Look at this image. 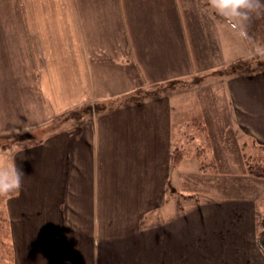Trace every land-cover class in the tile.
Listing matches in <instances>:
<instances>
[{"label": "crops", "instance_id": "obj_1", "mask_svg": "<svg viewBox=\"0 0 264 264\" xmlns=\"http://www.w3.org/2000/svg\"><path fill=\"white\" fill-rule=\"evenodd\" d=\"M246 32L214 0H0V164L14 152L23 173L0 197L4 264H264L256 196L181 202L171 164L204 91L227 140L264 153V62L228 71L264 59V12ZM202 105L190 119L207 132Z\"/></svg>", "mask_w": 264, "mask_h": 264}, {"label": "rangeland", "instance_id": "obj_2", "mask_svg": "<svg viewBox=\"0 0 264 264\" xmlns=\"http://www.w3.org/2000/svg\"><path fill=\"white\" fill-rule=\"evenodd\" d=\"M262 62H264V59L250 60L240 64L242 69L247 70L253 67L256 68L257 64ZM189 83L184 81L169 82L165 84L164 90L182 87ZM158 91H161V89H140L124 96L118 102L124 103L133 97L141 101L147 98V94L152 93L151 95H153ZM192 96L191 100H185L181 109V118L185 123L182 125V132L177 136V140L175 139L176 135L173 138L174 147L182 150L181 153L183 155V162L177 168L181 172V178L178 183H175L177 185V194L174 198L178 200L181 198V202H184L182 199L186 197L187 200H197L200 203H216L219 200H241L244 197L246 198V196H256L258 199L256 203L257 212L259 213L256 221L257 230L259 233L262 230L264 231V180H259L248 172V167L253 164H258L261 168H264V153L259 150L258 146L248 141H246V146H242V141L237 138L229 137L230 139L227 140V136L223 134V129L226 126L221 121L222 118L219 120L217 117H213L220 113L218 109L220 101L217 92L204 91L200 95L192 94ZM196 97H198V103L201 100L203 104L199 112L201 113L203 110L204 114H207V118H209L208 121H211L210 124H206L207 132L201 131L200 126L202 124L192 123L190 119L196 113ZM116 103L117 101L109 102L107 106L117 105ZM98 107L96 105L91 110L97 111ZM86 111H88L86 107L78 108L74 113L75 117L78 119L86 115ZM0 144L11 145L13 141L0 140ZM197 153L200 154L198 158L195 156ZM248 178L250 180L253 179L255 184L250 183ZM172 191L175 193V190ZM1 195L2 193H0V197ZM175 204L176 201H170L167 207H173ZM1 218L0 216V264H4V260L9 255V246L4 230L2 232L4 224ZM1 245L7 246L1 249ZM3 250L6 253L3 254L4 258H1V251Z\"/></svg>", "mask_w": 264, "mask_h": 264}, {"label": "clouds", "instance_id": "obj_3", "mask_svg": "<svg viewBox=\"0 0 264 264\" xmlns=\"http://www.w3.org/2000/svg\"><path fill=\"white\" fill-rule=\"evenodd\" d=\"M216 12L229 25L235 26L239 36L246 37V23L253 15L264 12V0H214ZM14 152L9 154L10 163L0 164V193H9L19 189L22 171L13 161ZM44 262V261H43ZM70 264V262H67Z\"/></svg>", "mask_w": 264, "mask_h": 264}, {"label": "trees", "instance_id": "obj_4", "mask_svg": "<svg viewBox=\"0 0 264 264\" xmlns=\"http://www.w3.org/2000/svg\"><path fill=\"white\" fill-rule=\"evenodd\" d=\"M228 71L229 72H238V71L246 72V71H253V70L242 69V65L240 63H238V64H236L234 66H231ZM151 94L152 93L147 94V97L150 96ZM136 101H140V100L134 99V97H133V98L129 99L128 101H126L125 103L136 102ZM200 128L202 130H204V126L203 125H201ZM181 152H182V150H180V149L174 150L172 152V155H171V164H172V166H175L176 164H178L181 161V159L183 158V155H182ZM195 156H196V158H198L200 156V154L197 153V154H195ZM248 172L251 175H253L255 178H257L259 180H264V168H261L258 164H253L252 166H249L248 167ZM14 192L15 191H12V192H9V193H6V194L4 193V195L5 196L12 195V194H14ZM188 198H190V197H188ZM258 244H259V246L261 247V249L264 252V231L263 230L260 231V233H259Z\"/></svg>", "mask_w": 264, "mask_h": 264}]
</instances>
